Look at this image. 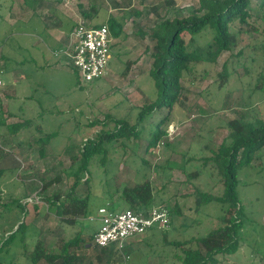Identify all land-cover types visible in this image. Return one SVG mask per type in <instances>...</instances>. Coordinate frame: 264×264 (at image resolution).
<instances>
[{"label": "rangeland", "instance_id": "rangeland-1", "mask_svg": "<svg viewBox=\"0 0 264 264\" xmlns=\"http://www.w3.org/2000/svg\"><path fill=\"white\" fill-rule=\"evenodd\" d=\"M29 1L30 7L24 4V0H0V5H3L0 8V70L7 87L0 88V110L5 121V125L0 127V167L7 169L0 179V259L10 251L11 262L8 264H26L13 257L25 246L32 251L38 240L52 251L59 252V238L79 231L78 227L71 226L65 230L68 224L62 223L48 208L46 197L56 200L68 193L74 181L72 171L77 168L70 157L79 154L78 148L87 139L104 129H113V124L103 127L106 115L111 114L132 126L144 104L150 102V98L151 101L155 99L153 80L148 75L150 52L147 53L146 49L154 45L148 36L150 29L165 13L163 0H135L132 5H128L129 0H117L120 7L116 14L121 16L123 23L121 36L112 41L105 75L92 82H84L70 59L67 61L65 54L59 53L67 44V38L61 44L55 38L51 39L40 15H44L50 6L63 11L65 28H71L73 24L94 27L105 21L106 11L113 7V0H73L68 4L48 0L50 3L44 2L43 5L39 0ZM177 3L173 10L180 17H185L197 7L198 0H178ZM100 6L103 10L98 15L90 19L82 17V11L97 10L96 7ZM133 10H140L142 14L139 17L133 15ZM143 32L146 35L143 36ZM184 38L188 41L189 36L184 35ZM263 44L264 28L261 34H244L236 48L221 54L218 64H200L186 76L189 78L183 82L184 104L173 111L168 128L169 140L176 146V152L158 148L147 156L154 165L164 166L167 161L176 163L171 169H166V176L162 175V170L155 173L153 168H149L148 172L158 188H162L165 182L169 183L161 191V196L166 199L163 206L172 209L176 200L181 205L187 204L183 208V216L174 215L172 218L170 214L168 227H156L128 238L119 249L117 259L111 262L109 255H103L89 244L94 242L91 234L101 226L98 209L107 204L104 196L95 195L84 219L88 227L84 242L89 246L81 253L85 254L87 261H96L99 256L101 261L98 264H181L178 258L182 250L175 246L185 240L187 233L197 230L190 226L192 219L208 231L221 225L217 217L220 213L214 206L202 208L198 213L188 210L193 197L183 196L192 194L195 184L206 191L213 190V193H218L219 187H213V179L208 174L199 181L188 183L180 153L190 148L191 152L197 151L202 140L221 141L224 135L221 127L242 115L254 111L264 117ZM241 49L243 54L237 57ZM251 55L255 60L250 74L245 72L244 66L250 65ZM227 60L228 71L236 72L229 82L219 84L218 74ZM6 95L11 96L13 107H8ZM165 114V110L155 113L138 126L140 140L137 139L131 149L111 152L109 157L112 160L109 159L105 169L110 171L113 181L133 179L143 167L140 157L153 129L151 123L158 122ZM27 119H32L35 125L14 135L13 143L4 144V140L12 139L6 124H20ZM96 121L99 123L88 126ZM36 125H41L45 133H57L43 156L39 152L41 145L35 142L40 137L35 131ZM106 147L111 148L109 145ZM204 153L208 155V152ZM263 159L264 156L256 158L254 165L264 169ZM100 164L101 161L95 162L96 169H104ZM259 169L244 168L239 172L238 177L248 183L239 189L245 205L242 212L245 223L239 234V250L222 264H264V171ZM56 174L60 175L59 180H55ZM87 193L86 185L77 188L79 197ZM26 198L32 200L24 201ZM10 201H15V204ZM23 205L26 214L22 213ZM231 214L233 211L228 215ZM22 222L27 226L22 225L17 230ZM8 237L12 240L7 248L3 242Z\"/></svg>", "mask_w": 264, "mask_h": 264}, {"label": "trees", "instance_id": "trees-1", "mask_svg": "<svg viewBox=\"0 0 264 264\" xmlns=\"http://www.w3.org/2000/svg\"><path fill=\"white\" fill-rule=\"evenodd\" d=\"M39 1L41 4L50 3L48 0ZM57 2L62 3L60 0ZM167 2L164 15L159 16L155 26L150 29V34H148L154 45L152 48L147 47L146 49L147 53L150 52L148 54L151 64L148 75L153 80L155 99L151 101L150 98V102L144 104L132 126L111 114L106 115V120L102 125L107 128L113 124V129H104L95 137L87 139L82 147L78 148L79 154L70 157L77 168L72 171L71 175L74 181L68 193L56 200L46 197L48 208L54 211L62 223L68 224L65 230L71 226L78 227L79 231L71 236L65 234L59 238V252H54L50 247L44 246L41 240L37 241L32 251H28V247L25 246L23 251L19 250L14 255L13 258L17 259V262L21 263L23 260L26 264H98L101 261L99 256L96 257V261H87L85 254L81 253L82 249L89 244L93 247V241L89 244L84 242L88 228L84 219L95 195L100 194L105 197L107 204L100 206L99 209L105 208L109 213H116L118 209H122L119 212L129 209L147 214L154 206L166 207L163 206L166 199L161 196V191L167 188L169 183L165 182L162 188H158L148 169L153 168L155 173L162 170V175L166 176V169H171L176 163L167 161L164 166L154 165L147 156L158 148L176 152V146L169 140L168 128L172 123L173 111L184 104L183 82L189 78L186 76L193 73L200 64H218L221 54L236 48L242 35L250 32L261 34L264 28V0H198L197 7L193 8L185 17H180L173 10L176 6L173 0ZM24 4H27L28 7L32 5L29 0H24ZM10 5L7 7L8 9ZM2 6L0 5V8ZM49 10L51 17L44 18V15H41L44 22L46 23L50 19L52 26L62 27V19L56 14V10L50 6ZM96 11L98 10L91 8L89 11H82L81 14L84 19H90ZM78 26V24H73L71 28L73 30ZM107 26L110 36L112 35L116 39L120 37L123 29L122 22L111 19ZM142 35L144 36L146 33ZM184 35L189 36L188 41L185 40ZM242 50L239 51L237 57L243 54ZM261 50L264 52V44L261 46ZM250 57V65L244 66L246 73H250L255 60L254 55ZM227 63L228 60L218 74L219 84L229 82L236 72V70H232L230 73ZM261 76H263L262 73ZM164 110L166 114L163 118L156 123H151L153 129L150 132L144 154L140 157L143 167L136 172L133 179L113 181L110 171L105 169L109 159L112 160L109 157L112 155L111 152L118 149L123 151L131 149L134 142L137 139L140 140L141 130L138 126L155 113ZM2 115L3 113L0 112V127L5 124ZM97 123L99 122H90L88 126ZM34 125L32 119H27L22 124H10L8 130L11 133H19L21 128H30ZM221 129L224 132L221 141L202 140L199 149L195 151L196 153L191 152L192 148L180 153L182 170L188 183L199 181L208 174L213 179V187H219L218 193H213V190L206 191L200 185L195 184L194 192L183 196L193 197L192 205L187 206L188 210L198 213L202 208L214 206L220 213L217 217L221 224L208 231L196 223L195 219H192L190 226L197 230L190 234L187 233L185 240L175 246L182 250L178 258L181 264H222L240 247L239 234L245 223L242 218L245 205L239 189L240 186L248 185V183L238 176L244 168L259 169L254 165V161L256 158L264 156V117L259 112L252 111V113L229 121ZM35 131L40 136L35 142L41 145L39 152L43 156L46 148L56 138L57 133L55 131L45 133L41 125H36ZM107 145L111 148L107 149ZM204 151L208 152V155ZM100 161V165L104 167L102 170L96 169L95 165V162ZM261 163H264V159L261 160ZM100 165L98 167H101ZM259 170L264 171V169ZM2 173L3 169H0V175ZM82 174L84 177L81 176ZM59 178L60 175L56 174L55 180H59ZM80 185L87 186L88 193L84 197H79L77 194V188ZM44 186L43 183V189L46 190L47 187L44 188ZM11 202L15 204V201ZM186 205V203L181 205L179 200H176L172 209L166 208L172 218L174 215L181 217ZM230 211H233V214L228 215ZM22 213L26 214L24 205ZM22 225L27 226L25 222H22L18 225L17 230ZM94 234H91V239ZM11 240L12 237H8L3 242V246L8 248ZM115 248L118 250H114ZM120 248L123 247L112 243L99 249V252L109 255L108 260L114 262L119 256ZM9 253L11 252L9 251ZM9 253L1 257L0 264L11 262Z\"/></svg>", "mask_w": 264, "mask_h": 264}, {"label": "built area", "instance_id": "built-area-1", "mask_svg": "<svg viewBox=\"0 0 264 264\" xmlns=\"http://www.w3.org/2000/svg\"><path fill=\"white\" fill-rule=\"evenodd\" d=\"M64 4L73 0H60ZM111 38L107 25L88 27L80 24L67 36V44L59 53L65 54L79 71L84 82H92L103 75L110 61ZM2 80L0 79V88ZM32 198H28L31 201ZM101 226L94 236L95 246L104 248L112 243L122 247L125 241L135 235L144 234L156 228L168 227L170 213L166 207L154 206L149 212H137L126 209L109 213L99 209Z\"/></svg>", "mask_w": 264, "mask_h": 264}, {"label": "crops", "instance_id": "crops-1", "mask_svg": "<svg viewBox=\"0 0 264 264\" xmlns=\"http://www.w3.org/2000/svg\"><path fill=\"white\" fill-rule=\"evenodd\" d=\"M117 0H113V2H112V5H113V7L112 8H110L109 10H107L106 11V17H105V21L102 23V24H108V22H110V20L111 19H115V20H117V21H119V22H122V18H120L121 16H119L118 17V14H116V10L120 7V4L119 3H117L116 2ZM124 2H125V0H123ZM135 0H129V3H128V5L130 4V5H132L133 4V2H134ZM168 0H163V3H162V8L164 9V11H165V7L167 6V2ZM174 2H175V5H177L178 3V0H173ZM95 5V4H94ZM97 8V10L98 11H96V13H94V16H96V15H98L103 9H102V7L100 6V7H96ZM48 11H44V18H49V17H51L52 15H51V11L49 10V8L47 9ZM153 11H157L156 10V8H153L152 9ZM151 10V11H152ZM105 11V10H104ZM134 12H132L131 14H133V15H136V16H140L141 14H142V11H140V10H133ZM56 14L57 15H59L60 17H61V19H62V15L64 16V13H63V11H56ZM96 14V15H95ZM82 15V14H81ZM130 16V15H129ZM43 17H41V15H40V20L43 22V24H44V29H45V31L47 32V34H48V36L52 39H56V40H58V42L61 44V42L63 41V40H65V38H67V36H68V34H69V32L72 30V28H65V26H64V24L62 23V27H56V26H52V22L50 21V19L49 20H47L46 21V23L44 22V19H43ZM83 17V16H82ZM65 18H66V16H65ZM87 19H89V18H87ZM123 19H124V17H123ZM102 24H98V25H95L94 27H98V26H100V25H102ZM48 25V26H47ZM121 36V35H120ZM113 39H116V38H114L112 35H111V48H112V46H113V43H112V41H113ZM118 39V38H117ZM67 41V40H66ZM66 43V42H65ZM66 59H67V61H68V57H66ZM1 72H2V70H1ZM3 87H5L4 89H7V87L6 86H4V83H3V80H2V87L1 88H3ZM10 97L11 96H8V95H6V102H7V105H8V107L9 106H11V107H13L12 106V101L10 100ZM1 100V99H0ZM1 102V101H0ZM0 112H2L1 110H0ZM14 112H15V109H14ZM25 121V120H24ZM23 121V122H24ZM22 122V123H23ZM21 123V124H22ZM5 124H3V126H4ZM7 125V130H8V126L10 125V124H6ZM33 127V126H32ZM32 127H30V128H23V130L25 129V130H30ZM9 131V130H8ZM22 131V128L20 129V132ZM10 132V131H9ZM19 132V133H20ZM19 133H17V132H15V133H9L10 135H12L11 137H12V139L10 138H6V137H4V139H9L10 141H8V140H4L5 142H4V144H7L8 142L9 143H13V136L14 135H17V134H19ZM0 169H3V173L0 175V179L2 178V176L4 175V173H5V170H7V169H5V168H1L0 167ZM28 198H26L24 201H26ZM7 202V201H6ZM11 202V201H10ZM10 202H8V203H10ZM93 219V218H92Z\"/></svg>", "mask_w": 264, "mask_h": 264}, {"label": "clouds", "instance_id": "clouds-1", "mask_svg": "<svg viewBox=\"0 0 264 264\" xmlns=\"http://www.w3.org/2000/svg\"><path fill=\"white\" fill-rule=\"evenodd\" d=\"M72 31V30H71ZM70 33V32H69ZM69 35V34H68ZM110 38H111V36H110ZM110 48H111V46H110ZM71 62V61H70ZM3 74V71L1 72V70H0V79L2 80V78H1V75ZM28 201V200H27ZM92 220V219H91ZM94 236H95V234H94ZM94 236H93V239H94ZM126 243V242H125ZM93 245L95 246V243L93 242ZM96 247V246H95ZM97 249H102V248H98V247H96Z\"/></svg>", "mask_w": 264, "mask_h": 264}]
</instances>
